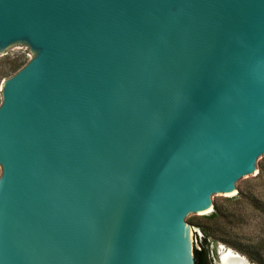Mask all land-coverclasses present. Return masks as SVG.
<instances>
[{
	"label": "water",
	"instance_id": "obj_1",
	"mask_svg": "<svg viewBox=\"0 0 264 264\" xmlns=\"http://www.w3.org/2000/svg\"><path fill=\"white\" fill-rule=\"evenodd\" d=\"M25 52L0 264H194L189 224L264 163V0H0V58Z\"/></svg>",
	"mask_w": 264,
	"mask_h": 264
},
{
	"label": "rangeland",
	"instance_id": "obj_2",
	"mask_svg": "<svg viewBox=\"0 0 264 264\" xmlns=\"http://www.w3.org/2000/svg\"><path fill=\"white\" fill-rule=\"evenodd\" d=\"M27 52L0 58V85L11 76ZM1 173V171H0ZM197 241L206 244L213 260L223 244L251 264H264V163L237 183L219 210L189 224Z\"/></svg>",
	"mask_w": 264,
	"mask_h": 264
},
{
	"label": "bare ground",
	"instance_id": "obj_3",
	"mask_svg": "<svg viewBox=\"0 0 264 264\" xmlns=\"http://www.w3.org/2000/svg\"><path fill=\"white\" fill-rule=\"evenodd\" d=\"M217 254L218 264H251L245 256L223 244L218 245Z\"/></svg>",
	"mask_w": 264,
	"mask_h": 264
},
{
	"label": "trees",
	"instance_id": "obj_4",
	"mask_svg": "<svg viewBox=\"0 0 264 264\" xmlns=\"http://www.w3.org/2000/svg\"><path fill=\"white\" fill-rule=\"evenodd\" d=\"M199 246L200 248L194 247V264H211L206 244L201 242Z\"/></svg>",
	"mask_w": 264,
	"mask_h": 264
},
{
	"label": "flooded vegetation",
	"instance_id": "obj_5",
	"mask_svg": "<svg viewBox=\"0 0 264 264\" xmlns=\"http://www.w3.org/2000/svg\"><path fill=\"white\" fill-rule=\"evenodd\" d=\"M198 248H200V247H198ZM208 257L211 259V264H216V261L213 260L212 257H211L210 255H209Z\"/></svg>",
	"mask_w": 264,
	"mask_h": 264
}]
</instances>
